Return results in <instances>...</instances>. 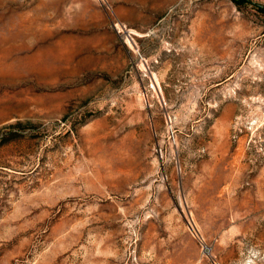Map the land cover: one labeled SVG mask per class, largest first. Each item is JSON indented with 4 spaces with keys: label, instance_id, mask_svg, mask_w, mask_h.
<instances>
[{
    "label": "rangeland",
    "instance_id": "1",
    "mask_svg": "<svg viewBox=\"0 0 264 264\" xmlns=\"http://www.w3.org/2000/svg\"><path fill=\"white\" fill-rule=\"evenodd\" d=\"M0 264H264V0H0Z\"/></svg>",
    "mask_w": 264,
    "mask_h": 264
}]
</instances>
